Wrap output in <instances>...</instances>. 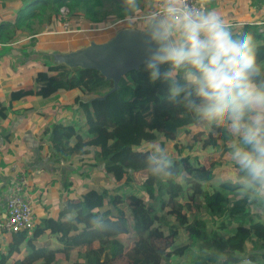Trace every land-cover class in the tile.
<instances>
[{"label": "trees", "instance_id": "trees-1", "mask_svg": "<svg viewBox=\"0 0 264 264\" xmlns=\"http://www.w3.org/2000/svg\"><path fill=\"white\" fill-rule=\"evenodd\" d=\"M107 1L0 0V45L12 40L18 30L35 35L107 27L120 15L119 7L105 8ZM235 27L257 34L264 59V33L256 24ZM32 53L34 58L36 51ZM113 87V80L95 68L49 62L33 74L32 86L13 89L9 101H0V119H5L13 100L50 98L61 89L84 91L89 99L76 96L74 100L84 115L85 136L75 123L61 121L41 133L50 141V153L56 160L77 155L84 161L82 156L92 153L93 165L101 166L111 182L118 183L113 194L103 187L89 188L77 199L68 195L55 216L42 218L31 230L12 233L6 250L0 249V264H61L70 259L72 251L76 264H172V257L182 256L189 244L170 247L158 241L183 233L196 242L197 254L190 264H239L248 242L260 248L264 242L262 215L251 212L244 202L232 203L212 179L219 172L215 160L226 154L221 153L223 133L214 136L205 125L190 126L182 110L163 101L159 85L147 84L142 71L120 76L108 94ZM110 100L120 107L116 113L110 111ZM151 134L161 138L163 147L172 145L184 184L161 183L145 171L142 153ZM199 139L212 160L195 152ZM200 179L207 183L202 186L197 183ZM45 237H54L61 247L41 245ZM247 257L254 260L255 254L250 252Z\"/></svg>", "mask_w": 264, "mask_h": 264}, {"label": "clouds", "instance_id": "clouds-1", "mask_svg": "<svg viewBox=\"0 0 264 264\" xmlns=\"http://www.w3.org/2000/svg\"><path fill=\"white\" fill-rule=\"evenodd\" d=\"M118 3L120 15L106 26H123L138 38L137 70L147 84L159 85L163 101L182 110L190 126L223 133L221 153L230 166L213 175L216 187L232 203L264 211V59L257 34L237 31L212 0ZM142 163L157 181L184 184V173L160 142L145 147Z\"/></svg>", "mask_w": 264, "mask_h": 264}, {"label": "crops", "instance_id": "crops-1", "mask_svg": "<svg viewBox=\"0 0 264 264\" xmlns=\"http://www.w3.org/2000/svg\"><path fill=\"white\" fill-rule=\"evenodd\" d=\"M212 7L234 25L253 23L264 33V0H212ZM110 30L108 27L107 31ZM68 33L52 31L31 35L18 30L12 40L1 44L0 101H9V94L13 89L32 86L33 74L43 69L45 64L62 62L68 65L65 57L71 53L73 46L79 40L88 39L83 34L72 36ZM32 37H35L33 42ZM89 45L91 44L76 51L83 50ZM33 49L36 51L34 58ZM77 90L78 88L61 89L50 98L27 97L13 100L8 116L0 119L1 210L13 182L11 164L21 167L27 174L31 192L36 198L38 222L48 215L55 216L66 196L70 195L77 199L87 189L96 187L100 189L111 182L110 176L102 171L101 166L88 164L89 166L82 167L79 156L66 161L56 160L50 153V141L41 133L44 127L61 121L75 123L81 136L87 134L84 115L78 110L74 98H70ZM85 156L87 155L82 157ZM88 162L95 161L90 159ZM215 162L218 164L216 171L230 166L222 157ZM95 168L99 172H95ZM250 209L251 212L260 213L264 218V211L252 206ZM40 243L50 249L61 247L54 237H45Z\"/></svg>", "mask_w": 264, "mask_h": 264}, {"label": "rangeland", "instance_id": "rangeland-1", "mask_svg": "<svg viewBox=\"0 0 264 264\" xmlns=\"http://www.w3.org/2000/svg\"><path fill=\"white\" fill-rule=\"evenodd\" d=\"M105 4H106L105 8L107 6H109V5H114L115 7H119L118 0H110V1H107ZM62 11L65 13L66 9L62 8ZM107 28L108 27L95 28V29H82V30L81 29H72V30H67L66 29V30H62V31H68L69 32L68 34L72 35V36H74V34H83L86 37H88V39L85 40V41L79 40L77 42V44L75 46H73V48H72L73 50L71 52H74L77 49L83 48V47H85L88 44H110L111 42H114V41L118 40L123 35H131L132 34V33L128 32L127 30H125L124 27L120 28V29H117L115 27L114 28H110L109 27V29H111L109 32L107 31ZM102 33H106L108 36L99 37ZM96 37H99V39L97 40ZM33 39H35V37L31 38L32 42H33ZM111 92L112 91H110L108 94H110ZM75 93L71 94L70 98H75L76 96H80L81 98H89V96L84 91H82L81 89H78ZM119 109H120V107H118V105L116 103H114V102H112V100H110V111L112 113H116ZM160 140H161V138L159 136H156V135L154 136V134H151V135L147 136L145 144L148 145L152 141L160 142ZM198 142L199 143H198V146L196 147L195 152L197 154H201L202 158L206 159V161H209L208 159H212L211 155L208 156L210 153L207 150L206 146L202 145V140L199 139ZM164 148L167 149V151L169 152V155L172 158L175 157V155H174L175 152L172 150V145L171 144H166V146ZM86 155L87 156L83 157L85 161H81V166L82 167L84 165H88V164L89 165H93L94 164L93 162H88V160L93 159L91 157L92 153H90L89 155L88 154H86ZM70 158L71 159L72 158L76 159L77 155H73ZM222 158H225L226 162H228L226 154ZM219 160H221V158L216 159V161H219ZM95 172H99V170L97 168H95ZM106 185H107L106 187L109 188V190H110V194H113L115 192V188L117 187L118 183L114 184L112 182H109ZM118 192H120V191H118ZM202 216H205L206 218H209L208 216H206V213H204ZM209 221L211 222L210 218H209ZM9 240H10V237L7 236V235H6V237H3V236L0 237V249L2 251L6 250L7 243H8ZM167 242L169 243L170 247H173V246L177 247V246H179V245H181L183 243H188L189 244L188 245L189 246L188 249L184 252V254L182 256H175L174 255L172 257V259H171L172 264H190L194 260V257L197 254V250L195 248L196 242H195L194 239H190L189 240L186 237V235L183 233V234H181V235H179V236H177V237H175L173 239L172 238H167L166 241H163V242L158 241V243H162V244H165ZM263 249H264V242H262V246L260 248L259 247H255L253 244L248 242V244H246L245 251H244V254H243L244 258H243V260L240 261L239 264H245V261L249 262V264H264V257L261 255ZM250 252H253L255 254L254 260H251V259H249L247 257V255ZM60 262H61V264H76L75 251L71 252L69 260H62ZM120 262H121V264H126L125 262H122V261H120ZM217 264H227V263H224V262L220 261Z\"/></svg>", "mask_w": 264, "mask_h": 264}, {"label": "water", "instance_id": "water-1", "mask_svg": "<svg viewBox=\"0 0 264 264\" xmlns=\"http://www.w3.org/2000/svg\"><path fill=\"white\" fill-rule=\"evenodd\" d=\"M65 59L69 66L99 70L105 78L113 80V91L120 76L139 68L141 51L138 38L131 34L123 35L110 44H91L83 50L71 52Z\"/></svg>", "mask_w": 264, "mask_h": 264}, {"label": "built area", "instance_id": "built-area-1", "mask_svg": "<svg viewBox=\"0 0 264 264\" xmlns=\"http://www.w3.org/2000/svg\"><path fill=\"white\" fill-rule=\"evenodd\" d=\"M10 170L13 182L4 208L0 209V237L31 230L38 223L36 198L31 192L27 174L16 164H11Z\"/></svg>", "mask_w": 264, "mask_h": 264}, {"label": "bare ground", "instance_id": "bare-ground-1", "mask_svg": "<svg viewBox=\"0 0 264 264\" xmlns=\"http://www.w3.org/2000/svg\"><path fill=\"white\" fill-rule=\"evenodd\" d=\"M206 191V190H205Z\"/></svg>", "mask_w": 264, "mask_h": 264}]
</instances>
